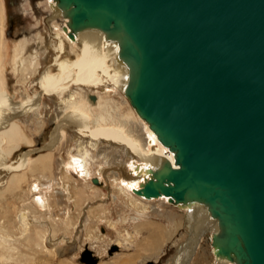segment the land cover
I'll list each match as a JSON object with an SVG mask.
<instances>
[{
	"label": "water",
	"instance_id": "95a60500",
	"mask_svg": "<svg viewBox=\"0 0 264 264\" xmlns=\"http://www.w3.org/2000/svg\"><path fill=\"white\" fill-rule=\"evenodd\" d=\"M54 1L71 36L118 39L125 93L174 152L135 192L202 202L218 254L264 264V0Z\"/></svg>",
	"mask_w": 264,
	"mask_h": 264
},
{
	"label": "rangeland",
	"instance_id": "374dc122",
	"mask_svg": "<svg viewBox=\"0 0 264 264\" xmlns=\"http://www.w3.org/2000/svg\"><path fill=\"white\" fill-rule=\"evenodd\" d=\"M51 9L48 0H0V72L5 90L14 97L15 102L41 92L38 80L47 70L58 73V56L74 60L80 54L78 43L77 47L71 43L66 45L67 56L55 51L60 44L55 36L59 31L64 32L66 21H51ZM104 88L72 85L70 90L81 95H89L90 91L96 96L98 94L101 103L95 107L94 113L99 116L104 115L112 120L136 112L122 92L111 87ZM61 107L55 95H46L38 111L26 114L17 121L21 129L19 149L8 158L7 164L15 167L28 154L31 160L22 171L0 169V264H92L82 260L81 253L85 249L98 259L96 264H178L182 248L185 244L187 247L194 237L192 231L197 223L191 216H186L185 211L181 212L169 202L164 201L161 205L167 211L156 209L148 213L127 204L122 188L117 186L119 181H114L117 178L129 182L131 157H128L126 148L112 147L99 141L97 153L86 143L94 142L91 138L79 139L84 143V148L91 152L90 157L85 158L91 178L82 180L81 184L67 173V157L79 145V142H74L76 130L70 128L66 140L52 154L54 167L51 171L41 174L39 169H31L32 162L48 154L45 146L51 140ZM105 107L110 109L103 114ZM145 124L148 128L141 123L136 130L148 143L154 133ZM101 153L106 157L102 158ZM100 176L103 180L101 184H104V187H100L103 194L95 196L99 192L91 187H96ZM74 186L86 187L89 199L80 206L76 202L78 195L74 193ZM132 186L135 191L137 187ZM37 188L41 190L40 193ZM42 196L44 206H40L37 200ZM153 203L156 207L160 204ZM174 212L179 213L175 218ZM149 223L165 226L167 232L172 233V238L163 244L157 255L145 257L149 253H144L142 248L149 246L146 225ZM212 233H205L201 252L196 258L197 264H206L204 257L214 255ZM43 236L47 238L44 241Z\"/></svg>",
	"mask_w": 264,
	"mask_h": 264
},
{
	"label": "bare ground",
	"instance_id": "6f19581e",
	"mask_svg": "<svg viewBox=\"0 0 264 264\" xmlns=\"http://www.w3.org/2000/svg\"><path fill=\"white\" fill-rule=\"evenodd\" d=\"M48 1L51 2L52 8L51 21H66V26L63 28L64 32L59 31V33L56 34L57 36H55V38L60 41V44L55 51H58L61 55H66L68 48L66 45H70L69 43H71L74 47H77L76 44L78 43L80 54L76 59L73 58L74 60L70 58L62 59L58 56L56 58L58 73L53 74L51 70H47L38 80L41 92L35 94L34 97H28L26 100L20 102H15L14 97L5 90L6 86L4 78L0 72V169L22 171L28 166L31 160L30 154L24 156L21 163L15 167L7 164L8 158L19 149L21 129L17 124V121L26 114L38 111L39 108H41L42 101L46 95H55L62 107L60 108L55 129L50 136L51 140L45 146L48 154L41 155L36 161L32 162L31 169H33V171L39 169V173L41 174H44L49 170L51 171L52 167H54V156L52 154L66 140V134L70 128L76 130L77 137L74 142H79V145L78 148L74 149V152L70 153V156L67 157V173L71 178L75 177L74 179L76 182H80L81 184L82 180L87 181L91 178V172L88 169V162L86 161V159L90 157L91 152L84 148V143L79 139L91 138L94 142L86 143L91 145L92 150L96 149L97 153L99 141H103V143L112 147L126 148V153L129 154L128 157H131L129 161V165L131 166L129 182H126L125 179L119 180L116 177H114L116 178L114 181H119L117 186L122 188V192L128 200L127 204L138 211L148 213L156 209L163 212L164 209H162V203L164 204V201L169 202V204L179 209L181 212L185 211L186 216H191L197 223L196 226L194 225L195 227L192 231L194 237L191 239V242L188 243L187 247H185V244L184 248H182L177 263L197 264L196 258L201 252L200 249L205 239V233L213 232L212 248L215 257L214 255L207 254L204 257V259L207 260L206 264H211L214 260L215 262L213 264H236L234 260H228L218 254V247L213 243V236L218 232L217 222L215 217L210 214L209 209L202 202L188 201L186 203H171L168 200V196L160 195L158 197L146 198L142 195H138L133 190L132 185H134V187L136 186L137 189H140L148 179L152 178L149 169H157L161 166L164 160H169L174 167H177L174 162V152L158 139L156 133L150 128L148 122L140 117L132 105L131 106L136 112L132 111L131 114L129 113L130 115H124L118 119L111 120L104 115L99 116L94 113L95 107L99 106V103H101V98L98 94L96 96L90 91L89 95L88 93H85L86 95H84V93L81 95L80 92H73L70 90L72 85H76L79 88L87 87L94 89L104 87L107 89L108 87H111L122 92L130 102L129 97L125 93V88L128 84V65L119 55L120 45L116 37H112L97 28L79 29L78 31L73 32V36H71L69 18L61 17L62 15L56 8L54 0ZM1 36L2 33L0 32V39ZM92 96L96 98H93ZM108 108L105 107L102 113H107L109 111H107ZM108 120H110L111 123ZM145 122L154 133L150 136L148 143L143 140L139 131L136 130L137 127H140L141 123L146 126ZM76 150L78 151V154H76ZM101 157L105 158L106 155L101 153ZM92 161L94 162V160ZM101 178L102 177L100 176L98 183L95 180L97 183L96 187H91L92 189H95V192H99L97 194L95 193V196H99L102 193L100 187H104V184H101L103 182ZM88 187H90L89 182ZM85 188V186H74L73 188L75 189L74 193L78 195V200L76 201L78 206L89 199ZM37 190H39V193L41 192L39 188H37ZM133 191L135 192V195L133 194ZM37 200L40 206H44V196L41 198L38 197ZM121 202L123 201L121 200ZM153 202H159L160 204L156 207ZM104 214L106 217L105 212ZM171 214H173V210H171ZM178 214L179 213L174 212V218L177 217ZM170 219H173V217ZM186 222L188 223L187 219ZM146 225H148V240L150 242L148 248H145L147 246L142 248L144 253H149L145 254V257L149 255H157L158 250L161 249L163 244L172 238V233L167 232L165 226L161 224L157 225V223H149ZM141 227H143V225ZM41 238L43 241L47 239L46 236ZM39 240L41 239L39 238ZM32 241L34 242V240H31V242ZM96 262H98L97 258L92 264H96Z\"/></svg>",
	"mask_w": 264,
	"mask_h": 264
}]
</instances>
